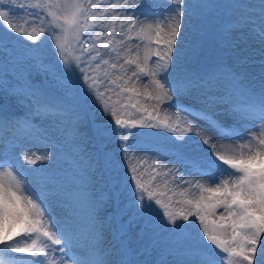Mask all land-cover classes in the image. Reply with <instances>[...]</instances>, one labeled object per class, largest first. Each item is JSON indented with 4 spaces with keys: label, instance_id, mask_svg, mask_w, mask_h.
<instances>
[{
    "label": "snow or ice",
    "instance_id": "obj_1",
    "mask_svg": "<svg viewBox=\"0 0 264 264\" xmlns=\"http://www.w3.org/2000/svg\"><path fill=\"white\" fill-rule=\"evenodd\" d=\"M103 3L104 0L95 4L92 0H8L6 4L0 0V27L31 42V46H24L26 51L17 55L7 38L0 36V264H264V123L247 136L237 127L264 121V85L252 91L243 72L225 68L222 63L211 72H192L188 68V61L200 50V10L214 5L192 0H150L147 7L144 0H107V6ZM260 7L257 19L242 13L224 22L220 32L231 36L250 25V32L264 41V3ZM138 10L142 11L137 14ZM117 19L122 28L127 25L126 30L116 31ZM147 20L151 23H145ZM28 25H37L38 30L29 31ZM117 36L123 39H115ZM45 37L52 42L55 63H45L39 47ZM237 39L245 37L241 33ZM134 40L139 43L133 45ZM233 55L237 66L248 61V57L240 58L239 52ZM5 64L11 67L10 72L2 70ZM37 76L44 79L38 83ZM49 76L56 80L60 95L47 87ZM142 78H148L146 87L151 91L138 90L137 82ZM78 80H82L85 95L92 97L102 115L112 120L94 122L92 126L97 151L89 159L87 179L102 184L107 192L95 200L81 193L79 203L87 208L90 229L83 250L70 255L81 242L78 218L69 215L58 219L54 215L49 198L60 193L46 181H37L39 188H35L33 179L38 170L28 167L49 156L36 152H21L19 157L8 159L3 156L8 155L5 147H23L33 135L34 118L59 122L63 117V122L70 123L75 131L85 104L76 92ZM101 86L104 91H100ZM116 89L118 97L128 94L120 109L104 99ZM179 96L190 97L201 105L175 107L202 120L207 128L188 123L178 133L179 119L171 123L167 117L160 119L161 107L171 105L173 97ZM141 97L156 103L145 106L140 103ZM129 107L139 115L138 119L123 118L125 111L121 109ZM127 115L132 117L133 113ZM220 115L231 117L234 123L217 119ZM143 129L172 134L175 144L158 147V157L161 153L173 155L175 164L216 182L192 183L181 176V184H188L179 193L184 199L175 202L181 207H175L171 196L165 203L162 198L167 193L149 190L141 180L143 174H138V168L131 164L133 154L140 151L132 137ZM193 129L211 150V157L185 152L184 141ZM208 129L221 139L209 135ZM5 130L11 133L7 145ZM144 159L151 157L146 155ZM157 164L160 160H153V170ZM160 166L165 168L164 175L180 173V168ZM217 171L219 176L215 175ZM129 188L131 199L121 208V197ZM197 191L194 199L187 198L189 192L194 195ZM109 200L114 211L104 218L109 220L106 226L99 214ZM153 208L162 213L161 226L168 234V242L161 245L153 232L137 251L130 246V230ZM124 215L127 220L109 236L111 219L119 221ZM192 218L198 221L201 239L214 246L215 256L185 247V241L191 238ZM147 228L145 223L137 231L138 239H144Z\"/></svg>",
    "mask_w": 264,
    "mask_h": 264
},
{
    "label": "rangeland",
    "instance_id": "obj_2",
    "mask_svg": "<svg viewBox=\"0 0 264 264\" xmlns=\"http://www.w3.org/2000/svg\"><path fill=\"white\" fill-rule=\"evenodd\" d=\"M95 4L97 0H92ZM122 2V0H120ZM163 2V0H161ZM193 3H208L215 7L200 10L201 15L198 16L200 21V50L196 57L191 58L188 61V68L192 72H211L214 71L216 65L223 64L225 68L235 67L237 72H243L246 81L249 83L252 91H259L261 86L264 85V41L259 40L258 37L254 36L250 32V25L244 26L231 33V36H225L220 32V26L231 19L240 17L243 13L245 17H251L257 19L261 14V4L264 0H192ZM8 3V0H5ZM144 4L147 7L150 4V0H144ZM102 6H107V0H104ZM138 10L137 14H139ZM133 19L136 17L133 16ZM25 20L31 19L30 17H24ZM143 19V17H141ZM145 23H151V20L145 21ZM259 23V22H257ZM116 31L126 30L127 25L123 28L120 25V19L115 21ZM33 28H37V25H28V30L31 31ZM38 30V28H37ZM241 33L245 39H237ZM94 34V33H93ZM0 36L6 37V42L9 43L10 48H15L17 55L26 51L25 45L31 46L30 41L24 40L22 37L14 36L11 33L6 32L5 28L0 27ZM115 39H123V37L117 36ZM103 42V41H101ZM115 43V41H113ZM139 41H132L135 45ZM86 46V45H85ZM128 44H125L127 47ZM188 44H185L187 47ZM39 47L42 48L43 54L46 57L45 63H55L56 56L53 51L52 42L45 37L43 41L39 43ZM122 50V49H121ZM134 51V49H133ZM234 52H239L240 58L248 57V61L242 65L237 66L236 57L233 55ZM76 54V53H73ZM114 55V54H113ZM128 55V54H126ZM142 55V53H141ZM107 58V57H104ZM155 57H153V60ZM111 62H116L111 60ZM123 63V60L120 61ZM57 75H61L59 71V64H56ZM4 72H10L11 67L7 64L4 65ZM131 70H135L134 68ZM93 73H89L92 75ZM119 74V73H117ZM5 79L8 77L5 76ZM114 78V77H113ZM44 78L41 76L36 77V82L42 81ZM103 77H101V80ZM133 80L135 77L132 78ZM148 78H142L137 82L138 90L141 92L151 91L147 88ZM131 86V85H129ZM47 87L51 90L54 95H60L58 88L56 87V80L51 76L47 78ZM85 89L82 86V80H78L76 84L77 95L85 100L84 111L81 112V119L78 125L73 131L70 123H64L65 118H61L59 122H54L51 119H45L44 117H37L32 120L34 133L32 136L24 141L23 147H14L13 149L4 148V151L8 155H4L3 159H8L9 156L19 157L21 152H36L40 155H47L49 159L46 161H40L35 166H28L36 168L37 174L33 179V186L39 188V182H47L49 187L54 191L60 193L55 197H50V204L54 215L58 219H63L69 215H74L78 218V227L81 234V242L79 246H74L73 252L70 253L78 255L83 250L84 242L88 239V232L90 229V222L88 218L87 208L83 207L79 200L82 199L81 193H87L88 198L91 200L97 199L102 193L107 192V189L100 183L89 182L88 175V163L89 159L94 156L97 151L95 145V139L93 135V123L100 121H110L111 116H103L101 109L96 101L85 95ZM100 91H104V87H100ZM119 91L116 89L114 92L106 94L104 99L108 100L110 104L120 109L121 105L127 102L125 97H118L115 92ZM91 100H90V99ZM140 103L151 107L155 104V101H148L143 97L140 98ZM192 105L194 107H201L200 104L195 103L194 100L187 96L173 97L171 105H163L159 110L160 119L169 118V122L176 121L179 119L180 126L177 129L178 133L182 132L187 127L188 123L196 124L199 128H207L202 120H197L187 112L179 111L175 105ZM91 107L92 111H88ZM125 111L124 119L139 118V115L135 113V110L129 107L128 109H121ZM92 112V113H91ZM133 113L132 117H129L127 113ZM153 114L156 115L157 111L153 110ZM217 119L224 121L226 124L234 123V120L227 115H220ZM264 121H252L248 127H244V124H238L245 136L249 132L257 131L259 125ZM195 129L193 134L186 137L184 141V150L186 153L192 156L206 155L211 157V150L203 145L202 140L199 136L195 135ZM208 134L213 136L215 139H221L217 133L208 129ZM11 138V133L5 130V145H7L8 139ZM18 144L19 142H14ZM132 143L136 144L140 151L133 154L131 164L138 168V174L142 173L141 180L147 186L149 190L159 192H166L167 194L162 198L165 203L168 202V197H172V201L175 204L176 201L184 199L179 193L184 189L188 188V184H181L179 177L182 176L184 180L194 183L199 180L208 184H214L215 179L208 180L207 177L201 176L195 172H192L188 167H182L180 164H175V157L173 155H165L161 153L157 156L156 149L160 146H172L175 144L172 134L166 130H155V129H143L135 132L132 137ZM151 157V159L145 160V156ZM159 159L160 164L167 165L168 168H180V173L169 172L164 175L165 168L161 167L160 164L155 165L153 170V160ZM124 167L121 168V177L124 176ZM219 171L215 173L219 176ZM165 181H168L167 185ZM198 191L193 195L191 192L187 194V198L194 199L198 196ZM131 199L130 188L121 197L120 206L123 208L124 204ZM63 201V202H62ZM175 207H181L180 204H175ZM114 211L112 201L109 200L104 209L99 214V219L104 220L107 226L109 220L104 218L109 213ZM131 211V210H129ZM127 215L119 221L111 219V228L109 229V236L111 232L118 228L120 223L127 220ZM162 213L153 210L145 216L144 220L138 221L136 226L130 230L131 243L130 246L137 251L141 245L146 244L151 233L157 234V239L160 244H166L168 242V234L164 232L161 226ZM194 223L189 226L191 238L185 241V247L188 250L203 251L207 254H212L214 246L206 243L205 239H201L202 232L198 228V221L192 218ZM148 224L146 234L143 240L137 238V231L145 224ZM218 252V250H216ZM155 253H153V258ZM67 258V257H66ZM144 257H141L143 259ZM218 258V257H216ZM171 259V258H169Z\"/></svg>",
    "mask_w": 264,
    "mask_h": 264
},
{
    "label": "trees",
    "instance_id": "obj_3",
    "mask_svg": "<svg viewBox=\"0 0 264 264\" xmlns=\"http://www.w3.org/2000/svg\"><path fill=\"white\" fill-rule=\"evenodd\" d=\"M90 99V98H89ZM91 100V99H90ZM92 111V110H91ZM92 113V112H91Z\"/></svg>",
    "mask_w": 264,
    "mask_h": 264
}]
</instances>
